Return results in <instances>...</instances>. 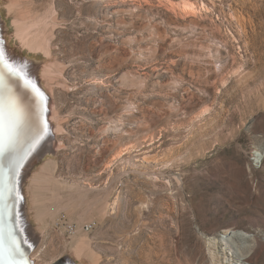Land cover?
Wrapping results in <instances>:
<instances>
[{
    "label": "rangeland",
    "instance_id": "obj_1",
    "mask_svg": "<svg viewBox=\"0 0 264 264\" xmlns=\"http://www.w3.org/2000/svg\"><path fill=\"white\" fill-rule=\"evenodd\" d=\"M180 1L0 0L48 104L22 183L37 264H220L226 246L264 264V0ZM29 19L37 49L17 36Z\"/></svg>",
    "mask_w": 264,
    "mask_h": 264
},
{
    "label": "bare ground",
    "instance_id": "obj_2",
    "mask_svg": "<svg viewBox=\"0 0 264 264\" xmlns=\"http://www.w3.org/2000/svg\"><path fill=\"white\" fill-rule=\"evenodd\" d=\"M171 6L172 8L177 7L184 12H191L197 7L195 3L189 0L171 3ZM30 19L26 21L32 22L21 25L17 29V36L22 47L37 49L41 46L40 37L45 22L38 19L35 21ZM1 31L0 53L3 55L0 56V264H37L33 254V243L29 237L28 228L25 227L26 221L29 223V220H24L22 213L24 202L22 198V183L31 162L49 141L48 104L46 95L33 82L31 71L18 70L15 66L20 60L15 61L9 56ZM5 61H7V65L11 66L10 68L6 66ZM28 80L35 85V88L26 83ZM10 131L12 132V137L11 146L9 147L7 144ZM261 155L256 154L255 159L259 161ZM121 157L122 151L117 154V158ZM35 179L38 180L40 178ZM35 182L34 180L31 181L30 185H33V188L29 186L26 191L27 193L32 192L35 215L41 220L45 212L40 210L39 207L42 206L38 207L37 199L33 198V192L38 195V190L40 189L38 187L39 189L37 190V184L40 182L37 181L39 183H36V185ZM41 186L43 185L41 184ZM37 218L34 220L37 221ZM228 232L225 231L224 234ZM83 238H77L78 240L74 243V248L79 254L88 246V241ZM13 241L19 251L15 255H10L9 248L12 246ZM212 241H214V238L209 239L208 243L213 244ZM221 242H224L223 245H225L226 238L222 237ZM226 250L230 249L226 246L218 251L221 254V257H219L220 264H229L231 261L230 256L232 254ZM210 254L214 259V252L211 251ZM62 263L68 264L67 262Z\"/></svg>",
    "mask_w": 264,
    "mask_h": 264
},
{
    "label": "snow or ice",
    "instance_id": "obj_3",
    "mask_svg": "<svg viewBox=\"0 0 264 264\" xmlns=\"http://www.w3.org/2000/svg\"><path fill=\"white\" fill-rule=\"evenodd\" d=\"M3 54L0 53V56H2ZM5 64L7 67H11L10 65H7V61H5ZM14 71V70H13ZM27 84L32 85L33 88H35V85L32 84V82L30 80L26 81ZM11 137H12V132H9V136H8V144L7 146H11ZM19 249L15 247V242L13 241L12 246L9 248V254L10 255H15L16 253H18Z\"/></svg>",
    "mask_w": 264,
    "mask_h": 264
},
{
    "label": "built area",
    "instance_id": "obj_4",
    "mask_svg": "<svg viewBox=\"0 0 264 264\" xmlns=\"http://www.w3.org/2000/svg\"><path fill=\"white\" fill-rule=\"evenodd\" d=\"M63 223H64V222H63ZM65 228H66V231H67L68 233L72 232V230L74 229V227H73L72 225H69V224H67V226H66Z\"/></svg>",
    "mask_w": 264,
    "mask_h": 264
},
{
    "label": "water",
    "instance_id": "obj_5",
    "mask_svg": "<svg viewBox=\"0 0 264 264\" xmlns=\"http://www.w3.org/2000/svg\"><path fill=\"white\" fill-rule=\"evenodd\" d=\"M34 149H35V147H34ZM32 152H33V150H32ZM17 180H18V178H17ZM55 264H63V263L60 261H57V262H55Z\"/></svg>",
    "mask_w": 264,
    "mask_h": 264
}]
</instances>
